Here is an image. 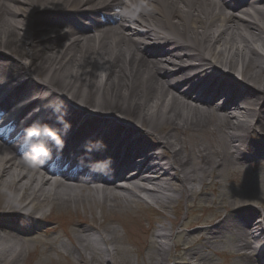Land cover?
Segmentation results:
<instances>
[{
    "label": "bare ground",
    "instance_id": "bare-ground-1",
    "mask_svg": "<svg viewBox=\"0 0 264 264\" xmlns=\"http://www.w3.org/2000/svg\"><path fill=\"white\" fill-rule=\"evenodd\" d=\"M59 8L83 19L53 21ZM23 89L32 101L17 99ZM0 100V264H22L54 210L189 196L225 216L200 226L177 264H203L197 243L228 238L238 264H264V181L223 180L264 160V0H0ZM31 142L38 164L55 158V168L23 160ZM52 171L82 181L53 182ZM96 179L102 188L89 187ZM75 226L79 254L113 264L116 230ZM168 237L150 244L155 264L169 259Z\"/></svg>",
    "mask_w": 264,
    "mask_h": 264
},
{
    "label": "rangeland",
    "instance_id": "rangeland-1",
    "mask_svg": "<svg viewBox=\"0 0 264 264\" xmlns=\"http://www.w3.org/2000/svg\"><path fill=\"white\" fill-rule=\"evenodd\" d=\"M247 168L249 170L245 178L250 183L264 181V164L257 165L251 162ZM230 179L235 181L234 176H231ZM255 188L262 190L264 187L257 184ZM231 196L230 200L234 199ZM212 200L213 195H207L205 201L211 204ZM194 201L193 198L187 197L168 206L155 203L145 204L138 201L129 207L119 206L113 209L108 205L86 202L55 210L53 216L57 217L58 227L53 229L55 223H47L37 230L35 229L36 232L30 236L31 256L29 254L26 260L23 258L22 262H31V264H104L96 253L93 254L89 250L84 251L82 253L84 257L77 251L79 245L75 238L76 226L73 221L75 220L77 223L84 219L87 227L94 226L99 231H104L105 228L116 230L117 233L114 234V237H118V239L113 246L117 248V253L113 254L110 259L113 264H155L151 258L153 251L150 244L156 241L158 232L170 235L165 240L168 250L171 248V255L166 264H177L180 261V257H178L180 251H176L172 245L181 242H194L197 229L200 226L213 225L223 218H219L220 216L225 214V211L222 210L220 215L216 216L212 210H206L201 206H197L196 209L191 208L190 205ZM125 213L132 220L130 227L123 220V217H126ZM64 217L70 218L71 221L66 224ZM99 242V248L104 250L109 247L103 243L102 239H99ZM197 246L200 254L205 256L204 264H238L237 257L225 254L221 257L214 253L213 248H207L201 243H197ZM217 246L219 245H214V248ZM189 256V254L186 255V257Z\"/></svg>",
    "mask_w": 264,
    "mask_h": 264
}]
</instances>
